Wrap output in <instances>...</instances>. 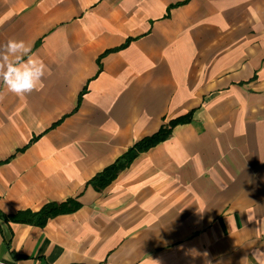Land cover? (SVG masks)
<instances>
[{
	"label": "crops",
	"instance_id": "1",
	"mask_svg": "<svg viewBox=\"0 0 264 264\" xmlns=\"http://www.w3.org/2000/svg\"><path fill=\"white\" fill-rule=\"evenodd\" d=\"M0 264H256L264 251V0H0ZM128 46L121 48L128 41ZM119 49V50H118ZM193 113L102 191L90 181ZM75 199L38 227L8 220Z\"/></svg>",
	"mask_w": 264,
	"mask_h": 264
},
{
	"label": "clouds",
	"instance_id": "2",
	"mask_svg": "<svg viewBox=\"0 0 264 264\" xmlns=\"http://www.w3.org/2000/svg\"><path fill=\"white\" fill-rule=\"evenodd\" d=\"M30 53V47L23 40L9 39L4 45H0V82L9 92L21 99L33 91H41L46 74L51 75L47 65ZM3 98V94H0V100ZM187 254L191 255L193 260L203 256L204 264H211L207 253L201 254L191 249ZM252 258L256 264H264V251L256 248L252 252ZM247 260L245 257L242 264H246Z\"/></svg>",
	"mask_w": 264,
	"mask_h": 264
},
{
	"label": "trees",
	"instance_id": "3",
	"mask_svg": "<svg viewBox=\"0 0 264 264\" xmlns=\"http://www.w3.org/2000/svg\"><path fill=\"white\" fill-rule=\"evenodd\" d=\"M130 43V40L121 48L122 49ZM118 49V50H119ZM193 118V113H189L186 116L180 117L176 120L169 122L163 126L156 134L151 137H147L137 142L127 153L120 157L114 164L107 167L103 172L96 175L91 181L90 185L97 191H102L108 187L113 181H115L120 173L134 162V160L144 152L149 151L153 147L157 146L161 142L170 138L173 130L183 124H188ZM81 207V204L75 199H70L63 203H50L45 205L40 211H24L15 215H11L8 220L19 224H28L32 226L44 227L48 221L54 217L63 214H70L76 212Z\"/></svg>",
	"mask_w": 264,
	"mask_h": 264
},
{
	"label": "built area",
	"instance_id": "4",
	"mask_svg": "<svg viewBox=\"0 0 264 264\" xmlns=\"http://www.w3.org/2000/svg\"><path fill=\"white\" fill-rule=\"evenodd\" d=\"M263 214H264V205H263Z\"/></svg>",
	"mask_w": 264,
	"mask_h": 264
}]
</instances>
